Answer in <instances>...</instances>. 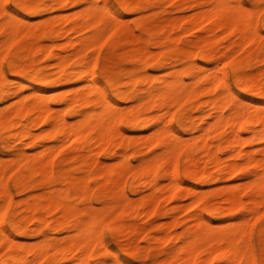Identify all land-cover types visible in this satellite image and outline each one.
Returning a JSON list of instances; mask_svg holds the SVG:
<instances>
[{
    "label": "bare ground",
    "instance_id": "1",
    "mask_svg": "<svg viewBox=\"0 0 264 264\" xmlns=\"http://www.w3.org/2000/svg\"><path fill=\"white\" fill-rule=\"evenodd\" d=\"M256 142L264 0H0V264H264Z\"/></svg>",
    "mask_w": 264,
    "mask_h": 264
},
{
    "label": "rangeland",
    "instance_id": "2",
    "mask_svg": "<svg viewBox=\"0 0 264 264\" xmlns=\"http://www.w3.org/2000/svg\"><path fill=\"white\" fill-rule=\"evenodd\" d=\"M167 5H169V7L171 6V4H167ZM165 16H167V15L166 14L161 15L160 18L161 19H162V17L165 18ZM139 17H141L139 14H131L129 16L124 17L123 19H124V21L131 22V21H133ZM219 33L225 37V42H223L222 45L220 46L221 51L227 52L230 55H238L239 56V55L243 54V50L245 48H243V46L241 45V42H239L240 38H239L238 34L229 35L228 31L225 29ZM188 38H189V40L194 39L192 36H188ZM91 52H94V50L92 49ZM172 117H173V113L171 112V114L168 115V119H171ZM130 135H132L133 137H138V136H140V132L133 131V132H130ZM91 145H93L92 148L95 147L94 143H92ZM263 147H264L263 143L256 142L253 145H251L249 147V149L252 150L258 157H261ZM143 157H145V155H139V156H137V160L138 159L141 160V159H143ZM199 159H200V164L204 165V160H203V157L201 154L199 155ZM134 163H137L136 159H135ZM165 183H167V181H165ZM236 183H239V182L237 180L230 181V184H232V185L236 184ZM213 189H214V186H213ZM213 189L209 190L208 192L213 193V191H214ZM148 193H150V191ZM168 194L169 193L167 191H164L161 193V195L163 197V204L162 205L168 207L169 209H173L174 214H175L174 216L177 217L179 220H182L183 218L189 216L194 211V209H192L190 206V204L194 200V197L188 196L184 192V194L179 199L174 200V201H170V200H168V197H167ZM140 195L141 194H134V195H132V198L138 199L140 197ZM220 199H221L220 197L213 198L210 200V202H213L214 205H217V204L221 203ZM162 222H167V218L157 219V218L147 217V216L142 215L140 217H137L133 223L140 224L141 226H143L145 231L149 230V232L155 233L154 226L159 224V223H162ZM184 226H185L184 224L183 225H177V226H174V229L176 231L180 232V231H182ZM139 229H140V231H143V229L141 227ZM168 231H169V226H165V227H163V229L161 231L158 232V235L163 236V235H165L164 233H167ZM141 236H143L142 232L139 235H133V244L135 246L137 244L143 243L141 241V238H142ZM113 242L117 247H123V246L127 245V243H128L127 241H120V240H117L116 238L113 239ZM163 257L165 258L166 256L164 255ZM163 257H162V259H164Z\"/></svg>",
    "mask_w": 264,
    "mask_h": 264
}]
</instances>
